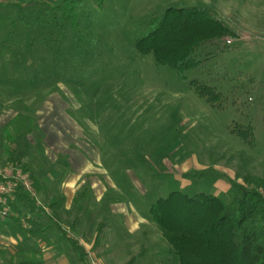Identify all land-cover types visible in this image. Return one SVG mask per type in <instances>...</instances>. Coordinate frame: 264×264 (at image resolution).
<instances>
[{
  "label": "rangeland",
  "instance_id": "374dc122",
  "mask_svg": "<svg viewBox=\"0 0 264 264\" xmlns=\"http://www.w3.org/2000/svg\"><path fill=\"white\" fill-rule=\"evenodd\" d=\"M63 1L22 0L34 12L28 22L36 16L52 21L61 69L59 80L40 97L26 99L37 124L28 137L31 144L22 145L28 150L21 161L27 171L8 160L1 143L2 130L17 111L9 103L0 109V179L13 177V168L21 170L41 209L29 219L21 217V228L0 219L10 224L0 225V264H126L131 259L179 264L154 223L128 236L121 217L106 208L110 200H83L54 211L51 197L60 195L59 185L50 180L74 173L67 154L76 150L77 121L86 131L95 129L96 156L120 190L118 196L149 219L151 206L173 191L210 194L229 203L233 183L264 182V0H79L66 15L55 9ZM168 8L206 9L237 38L199 47L200 66L187 71L183 81L134 48L148 21ZM197 86L213 88L215 102L200 96ZM65 129L69 136L61 137ZM259 191L264 194V188ZM78 213L83 216L76 218ZM107 219L110 227L94 248V235ZM74 240L82 243L83 262Z\"/></svg>",
  "mask_w": 264,
  "mask_h": 264
},
{
  "label": "trees",
  "instance_id": "16d2710c",
  "mask_svg": "<svg viewBox=\"0 0 264 264\" xmlns=\"http://www.w3.org/2000/svg\"><path fill=\"white\" fill-rule=\"evenodd\" d=\"M12 1L0 3V109L5 103L12 104L17 115L3 128L1 143L6 144L8 160L19 165L28 156V150H23L22 145H30L28 137L37 130L26 99L40 97L44 89L59 80L61 68L55 60L59 53L54 51L58 40L49 28L52 21L36 16L28 22L26 18L33 10L23 7L22 0ZM78 3L79 0H64L55 9L66 15ZM54 24L56 28L61 27L56 21ZM227 37L237 38V35L206 9L168 8L148 21L147 33L135 41L134 48L142 56L152 55L157 67L171 69L184 81L187 71L200 66L196 55L199 47ZM196 89L210 102L217 99L218 95L209 86ZM247 131L251 133L250 128ZM20 167L27 171L26 164ZM33 183L38 190L34 178ZM260 188H264L260 180L233 183L235 196L229 203L210 194L189 196L173 191L151 206L150 220L173 249L179 264H264V194ZM14 196L10 208L17 216L8 219L21 228V217L29 219L30 213L39 214L41 209L19 185ZM86 198L87 190L83 189L74 198L73 206ZM65 203V197L57 195L50 207L58 211ZM53 225L62 236H67L59 225ZM102 232L103 226H99L96 246ZM72 246L83 262L84 248L76 240ZM135 260L126 264H135Z\"/></svg>",
  "mask_w": 264,
  "mask_h": 264
},
{
  "label": "crops",
  "instance_id": "0c3cea01",
  "mask_svg": "<svg viewBox=\"0 0 264 264\" xmlns=\"http://www.w3.org/2000/svg\"><path fill=\"white\" fill-rule=\"evenodd\" d=\"M75 124H76V128L74 130L75 131L74 140H75L76 150L71 152L75 154L76 160L75 159L72 160L73 154L71 153L67 154L68 157L67 163L71 167V169L74 170L73 171L74 173H71L69 176H67L64 179L58 178V180H53V179L50 180V181H55L54 183H57L59 185L58 187L59 194L63 195L66 200L65 208L69 209L71 205H73V200L77 196V194L81 190L86 189L87 198L85 200H95L96 203L110 200L108 201L109 205H107L106 208H108L111 211V214L115 216L118 215L119 217H121L122 220L121 223L123 224L124 229L127 231L128 236L136 234L143 227L147 226L148 223L153 225V222H151L149 218L144 217L135 210L132 211L131 209L127 208V200L125 198L124 200H122V197L118 196L120 190L117 188L115 181L111 180V178L108 177L106 173L107 169H105V165L102 166L101 160L99 159V155L96 156L95 152H98L100 154V150L98 149L99 144L97 143L96 140H94V138L98 136L94 134L95 129L92 128L90 131H86L82 126H80L77 123V121L75 122ZM68 133L69 131L65 129L62 132H60V136L67 137L69 136ZM94 158H97L98 162L94 160ZM172 174L173 173H171L170 175L168 173L167 175L170 177L172 176ZM184 181L186 182V180ZM125 187L127 189V185ZM107 193L108 196L110 195L109 198H106ZM82 216H83L82 213H78L76 218H81ZM75 223L78 224L79 222L78 223L75 222ZM3 224L7 225V226L5 225V229L9 228L10 226V224L9 223L7 224V222L5 223L0 222V225L4 226ZM109 227H110V222L108 220V223L106 221L103 227L102 238L104 235V231L107 230V228ZM97 231L94 235V241L92 243L93 244L92 246L94 248H98L100 246V245L97 246L95 245V238ZM28 233H29L28 238H30L33 234L31 235L30 232ZM12 235L13 237L15 236L14 234ZM160 237L161 239H163L161 234ZM11 240L12 242H15L13 239ZM17 241L20 242L21 238H18ZM81 244L82 243L80 242V245Z\"/></svg>",
  "mask_w": 264,
  "mask_h": 264
},
{
  "label": "built area",
  "instance_id": "2783aa9c",
  "mask_svg": "<svg viewBox=\"0 0 264 264\" xmlns=\"http://www.w3.org/2000/svg\"><path fill=\"white\" fill-rule=\"evenodd\" d=\"M10 179H0V218L16 217L11 211L10 202L15 199V189L18 185L25 191L33 193L31 181L19 169L13 168ZM1 177V176H0ZM34 196V194H33Z\"/></svg>",
  "mask_w": 264,
  "mask_h": 264
}]
</instances>
